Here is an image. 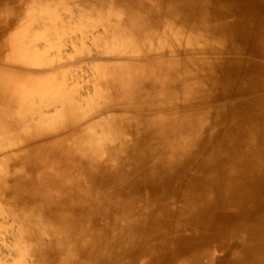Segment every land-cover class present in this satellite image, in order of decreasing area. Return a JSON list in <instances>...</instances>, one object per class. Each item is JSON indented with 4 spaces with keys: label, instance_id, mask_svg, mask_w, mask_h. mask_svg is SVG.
I'll return each instance as SVG.
<instances>
[{
    "label": "bare ground",
    "instance_id": "1",
    "mask_svg": "<svg viewBox=\"0 0 264 264\" xmlns=\"http://www.w3.org/2000/svg\"><path fill=\"white\" fill-rule=\"evenodd\" d=\"M0 264H264V0H0Z\"/></svg>",
    "mask_w": 264,
    "mask_h": 264
},
{
    "label": "rangeland",
    "instance_id": "2",
    "mask_svg": "<svg viewBox=\"0 0 264 264\" xmlns=\"http://www.w3.org/2000/svg\"><path fill=\"white\" fill-rule=\"evenodd\" d=\"M46 240V239H45Z\"/></svg>",
    "mask_w": 264,
    "mask_h": 264
}]
</instances>
